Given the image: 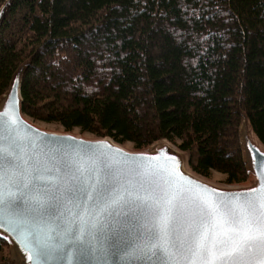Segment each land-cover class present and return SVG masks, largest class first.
Here are the masks:
<instances>
[{"label":"trees","instance_id":"16d2710c","mask_svg":"<svg viewBox=\"0 0 264 264\" xmlns=\"http://www.w3.org/2000/svg\"><path fill=\"white\" fill-rule=\"evenodd\" d=\"M21 66L32 122L138 151L168 143L226 186L248 179L243 120L264 147V0H10L0 99ZM8 249L0 238L1 264Z\"/></svg>","mask_w":264,"mask_h":264},{"label":"snow or ice","instance_id":"6c2138e0","mask_svg":"<svg viewBox=\"0 0 264 264\" xmlns=\"http://www.w3.org/2000/svg\"><path fill=\"white\" fill-rule=\"evenodd\" d=\"M5 126L0 113V222L13 220L27 231L36 244L37 257L63 252L66 245L81 256L93 251L119 255L129 241L120 234L123 229H109V217L118 215L114 205L123 201L152 218V226L142 233L145 246L134 245L152 264H264V175L259 192L235 194L226 202L217 199L225 194L207 186L190 193L177 165L161 166L151 173L160 177L153 182L155 198L136 205L117 191L122 173L112 165L105 164L99 179L89 185L82 178L95 173L94 162L56 160L49 166L37 158L29 163L20 156L14 135H5ZM53 171L55 183L46 175ZM136 175L147 183L145 174ZM188 200L195 202L198 220L190 219ZM66 201L73 205L68 212L81 209L93 217L95 223L87 232L80 226L84 217L79 211L72 221L67 219L62 211ZM42 233H46L43 238Z\"/></svg>","mask_w":264,"mask_h":264},{"label":"water","instance_id":"95a60500","mask_svg":"<svg viewBox=\"0 0 264 264\" xmlns=\"http://www.w3.org/2000/svg\"><path fill=\"white\" fill-rule=\"evenodd\" d=\"M9 2L10 0H7L0 8V24ZM24 67L18 68L11 79L5 96L0 99V113L4 114L6 121L5 135L9 133L14 135L19 145L20 156L28 160L29 163L32 159L37 158L49 166L55 164L56 160L86 162L89 165L94 162L95 173L90 177L86 173L85 177L82 178L89 185L99 179L100 169L105 164L112 165L122 173L120 183L116 184L117 191L123 193L126 198L134 200L136 205H139L142 200L151 202L155 198V193L152 191L153 182L159 180L160 177L151 173L161 166L165 169H171L177 165L179 173L183 174L184 177L183 186L190 193H195L203 186H207L209 189H215L218 193L225 194L217 197V199L226 202L232 201L235 194L248 193L251 195L253 189L256 192L261 190V176L264 175V147L262 145L260 147L251 140L247 133L241 136L240 146L241 154L242 151L245 154L244 158L242 155V158L248 177L251 176L250 182L244 186L220 187L191 174L187 170V164L179 150L172 148L168 143L157 144L145 151L130 152L109 139L86 140L70 134L48 133L34 127L25 120L21 112L20 82ZM9 117L13 118L14 122L9 120ZM182 162L185 163L186 171L183 169ZM24 166L27 167V165ZM137 173L145 174L147 183L141 180L136 175ZM46 175L51 178L53 183L56 182L57 174L55 171ZM189 182H195V184ZM64 183L61 181L60 186L63 187ZM186 203L189 205L190 219L198 220V217L194 215L197 211L195 202L188 200ZM72 208L73 205L66 201L62 211L65 212L69 221H72L76 211H79L84 217V222L80 226L87 232L95 220L81 209L73 212L67 211V209ZM114 208L118 215L114 218L109 217V229H123L120 234L129 241V245L116 256L101 255L95 251L86 256H81L70 245H66L63 252H53L46 258L37 257V248L32 236L22 228L16 227V222L13 220L0 222V238L12 248L17 259L16 264H152L148 256H145L139 248L134 247V245L145 246L146 242L142 239V233L152 226V218L142 215L138 208L134 210L132 207L124 205L123 201L114 205ZM44 235L46 233H42V238ZM49 243L55 244V241ZM170 251L174 253L175 249H170ZM31 257L37 258L31 259Z\"/></svg>","mask_w":264,"mask_h":264},{"label":"rangeland","instance_id":"374dc122","mask_svg":"<svg viewBox=\"0 0 264 264\" xmlns=\"http://www.w3.org/2000/svg\"><path fill=\"white\" fill-rule=\"evenodd\" d=\"M25 120L27 122H29L30 124H32L34 127L42 130V131H45V132H48V133H53V134H70V135H73V136H76V137H80L82 139H86V140H97V139H100V138H94L90 135H87V134H80L78 131L74 130V131H71L70 133H65L62 131L61 128H59L58 126L56 125H45V124H41V123H36V122H32L31 120L25 118ZM119 145V144H118ZM170 145V144H169ZM122 148H124L125 150L127 151H130V152H134V151H138V150H135L133 149V147L130 145V144H124V145H120ZM155 146V145H154ZM152 146V147H154ZM171 146V145H170ZM152 147L148 148V149H151ZM172 148H175L173 146H171ZM146 149V150H148ZM176 149V148H175ZM139 151H145V150H139ZM180 152V151H179ZM181 153V152H180ZM181 155L183 156V159L185 160L186 164H187V159L186 157L184 156L183 153H181ZM187 166V165H186ZM187 170L193 174L187 167ZM195 175V174H193ZM196 176V175H195ZM210 184H213L215 186H220V187H227L226 185H223L222 184V180H223V177L216 174V173H211L209 178H201L199 176H196ZM250 178L251 176L249 175L247 181L241 185H237V186H244V185H247L249 182H250ZM8 250H6L4 253H2V257L3 258H7L8 261H9V264H16L17 263V259H16V256L14 255L13 253V250L10 246H8ZM1 264V263H0Z\"/></svg>","mask_w":264,"mask_h":264},{"label":"bare ground","instance_id":"6f19581e","mask_svg":"<svg viewBox=\"0 0 264 264\" xmlns=\"http://www.w3.org/2000/svg\"><path fill=\"white\" fill-rule=\"evenodd\" d=\"M250 126V125H249ZM244 133H247L249 138L251 140H253L255 143H257L260 147H261V144L258 142V140L252 135V133L250 132L249 130V127L247 125V123L243 120L241 122V125H240V128H239V136H240V143H241V136L244 135ZM164 143V142H163ZM242 154H243V158L245 156L244 152L242 151ZM183 163V162H182ZM183 169L186 171L185 169V163H183Z\"/></svg>","mask_w":264,"mask_h":264}]
</instances>
